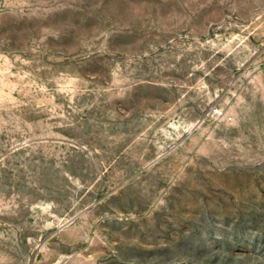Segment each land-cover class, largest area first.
<instances>
[{"label": "rangeland", "instance_id": "rangeland-1", "mask_svg": "<svg viewBox=\"0 0 264 264\" xmlns=\"http://www.w3.org/2000/svg\"><path fill=\"white\" fill-rule=\"evenodd\" d=\"M0 264H264V0H0Z\"/></svg>", "mask_w": 264, "mask_h": 264}]
</instances>
